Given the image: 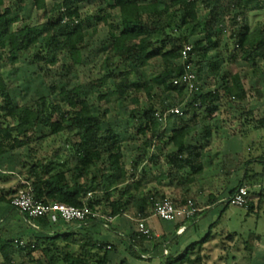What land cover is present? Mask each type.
I'll use <instances>...</instances> for the list:
<instances>
[{
	"label": "trees",
	"instance_id": "1",
	"mask_svg": "<svg viewBox=\"0 0 264 264\" xmlns=\"http://www.w3.org/2000/svg\"><path fill=\"white\" fill-rule=\"evenodd\" d=\"M14 1L24 5L27 0H0V39H7V45L0 46V157L33 144L40 151L48 149L42 154L32 150V162L22 173L23 180L17 188L0 187V204L12 205L21 193L30 192L37 202L44 204L88 207L105 219L130 215L137 222L147 221L154 216L155 203L167 199L166 191L148 190L153 183L163 186L160 175L177 184L173 193L178 207L187 206L189 201L196 204L194 198H188L192 195L191 187L204 179L213 151L215 128L211 123L221 111L219 102L226 96L243 103L249 95L243 77L238 73L228 75L220 58L212 59L210 54L222 46L225 38L237 39L233 60L249 63L255 70L264 63V19L253 24L258 17H264V8L250 6L262 0H54L53 4L50 0H34L45 22L11 30L10 17L14 12L8 2ZM84 4L102 9L94 33L104 26L112 35L111 41L104 44L103 62L110 72L90 86L91 93L104 89L106 94L100 96L101 101L116 106L120 101L130 102L136 107L131 116L137 119V133L149 136L146 149L157 145L158 153L161 146L167 148V171L130 175L122 137L112 128L102 130L108 122L107 114H94L89 91L83 85L54 87L57 98L48 95L27 103L14 101L3 69L18 70L26 53L39 47L34 62L41 71H54L56 75L71 73L83 65L81 44L87 36L82 14ZM200 11L207 16L201 18ZM189 46L194 47L198 79L207 80L213 74L211 83L218 87L208 93L194 94L185 106L184 115L169 116L163 127L157 116L154 91L162 87L167 93H176L180 104H185L187 90L176 86L174 81L186 74L181 59ZM64 58L69 62L64 63ZM142 96L147 101L145 108H141ZM259 97H264L261 91ZM162 108L163 113L169 110L164 105ZM248 122L246 118V127ZM262 128L264 120L253 127ZM194 134L199 135L200 144L187 143ZM156 152L148 158L145 154L137 158L134 168L143 163L161 166L162 159ZM254 160L264 163V157L251 162ZM228 162L231 170L246 168L243 181L231 192V198L240 187H246L250 195L257 175L250 174L251 166L246 160L235 162L229 157ZM100 164L103 168L99 170L96 166ZM12 179L16 177H0V184ZM248 209L254 210L250 200ZM37 224L40 229H33L37 233L34 239L22 248L27 252L28 264H111V254L117 253L113 245L90 234L84 235L82 229L53 232L49 229L53 223L47 218L38 219ZM211 234L185 251L166 257L164 247L153 234L146 236L138 231L126 236L128 254L139 262L152 263L154 257L148 256L145 248V243L152 241L153 249L158 251L155 259H161V264H210ZM236 238L232 234L227 239L236 243ZM257 239L251 234L244 242L241 264H253ZM19 242L0 238L4 264H17L14 256ZM222 244L221 249L230 253L227 243ZM223 260L228 263L230 256L222 257L218 263ZM121 264L131 262L124 259Z\"/></svg>",
	"mask_w": 264,
	"mask_h": 264
},
{
	"label": "rangeland",
	"instance_id": "2",
	"mask_svg": "<svg viewBox=\"0 0 264 264\" xmlns=\"http://www.w3.org/2000/svg\"><path fill=\"white\" fill-rule=\"evenodd\" d=\"M54 0H50L53 4ZM13 10V15L10 17L12 24L11 30H16L23 26L35 27L44 23L43 13L39 12L34 4V0H27L26 4L20 5L16 1L8 2ZM251 7L257 6L264 8V0L261 2H253ZM103 8H106L104 6ZM101 8L84 4L82 7V14L84 19V27L86 30V39L82 42L83 46V65L77 67L73 72H63L61 75L56 73L41 71L39 66L34 62V55L39 50V47L26 53L24 58L21 60L18 70H11L10 68L3 69L5 79L11 87V94L14 98L15 103H27L43 96L56 94L53 91L54 87L64 89L66 87H74L83 85L89 91L90 103L93 107V112L96 116L107 114L108 122L102 126V130L106 128H112L117 134L123 139V148L125 151L126 160L128 162V168L130 175L138 174L141 175L143 172H151L152 168L146 163L141 164L138 168H134L136 159L144 154L147 158L155 153L157 145L146 149L145 143L149 136L137 133L138 122L137 119L132 118L131 111L136 107L131 105L130 102H118V105L108 103L107 100L101 101L100 96L106 94L104 89H99L95 94L91 93L90 86L103 78L110 70L103 66L104 62V44L109 43L112 39V35L109 34L108 28L99 26L97 33H94V28L97 27L96 19L101 16ZM207 13L200 11V17L204 18ZM264 16V15H263ZM115 19H119L116 15ZM264 19V17H258L253 24L258 20ZM225 25L227 23L225 22ZM196 39V38H195ZM194 39V40H195ZM6 38L0 39V46L7 45ZM45 39H42V43ZM237 39L225 38L222 46L215 51H212L210 58H220L222 62L223 71L228 75L240 74L243 77L245 88L248 91V98L245 102L239 103L226 96H222L219 106L221 111L215 115L214 121L211 123L215 128V134L212 140L213 152H216L214 156H211L213 166L224 167L226 164V157L223 156L224 145L232 140L233 138H240L237 146L243 148L244 157L248 162V166H251L250 174L257 175V181L254 186L250 188L249 200L254 210L250 211L248 208L236 207L230 203V192L232 188H228L227 192L222 195L223 200L218 203L212 209H209L199 215L200 229L205 230L200 236L199 240L206 238L212 233V240L209 245V251L212 255V262H217L222 258L230 256L228 263L223 260L222 263L218 264H241L242 251L244 242L255 234L257 236L256 250L253 258V264H264V163L260 160L252 159L256 157H264V128L254 130L253 127L257 125L259 121L264 120V97H259V91L264 96V63L258 67L257 70L253 69L252 65L241 60H233L232 56L235 54ZM7 47V46H6ZM63 62H69L67 58L63 59ZM197 73L199 68H196ZM213 74H210L207 80L199 81V91L196 93L185 92V104H180V99L176 93H167L162 87H158L154 91L155 103L158 112L162 111V106L168 107L169 109L179 108L185 111V106L188 105L194 94H204L217 89L211 82ZM146 98L141 97V108L146 107ZM252 113L253 115H250ZM245 115V116H244ZM246 118L249 119L247 127L245 125ZM164 122L162 125L164 127ZM194 136V135H193ZM194 138V137H193ZM193 141V140H191ZM196 143V142H195ZM200 144V143H199ZM238 148V147H237ZM48 148H44L42 151L36 144H33L30 148L14 153H9L3 157H0V177L2 178H14L10 182L0 184L2 188H17L18 182L23 180L22 173L32 162L31 152L39 151L41 154ZM157 154L162 159L163 163L160 168L167 166L166 150L164 146L160 147ZM212 155V153H211ZM239 158L242 155L238 156ZM209 161V160H208ZM264 162V161H263ZM103 165L96 166L97 169H102ZM226 173V170H224ZM224 173V172H223ZM69 178L71 174L68 173ZM216 182L219 183V179ZM224 177L222 181L224 182ZM235 183V182H234ZM240 186L237 183V188ZM202 203L203 207H207L209 204L208 199ZM7 206H12L8 205ZM20 216V214H19ZM12 223L6 224L2 227L0 232V238L4 241L9 240H20L16 247V254L14 261L17 264H28L27 252L23 250V246L34 239L37 234L24 220L20 217L17 218L15 214L12 215ZM126 222V218H124ZM59 225H65L63 221L58 222ZM139 228V222H135ZM43 228V226H41ZM106 229V228H105ZM91 230L87 228L83 234H91ZM61 232V231H59ZM235 234L237 236L236 243H229L227 239L230 235ZM197 241V242H198ZM24 245H20V243ZM227 243V246L231 248L230 253H227L219 245ZM170 250L169 255L166 257L174 256ZM176 254V252H175ZM126 258V254L123 252L122 255L114 256L112 264H121ZM236 258V259H235ZM4 257L0 254V264H4ZM214 262V263H215ZM220 262V261H219ZM142 263V262H141Z\"/></svg>",
	"mask_w": 264,
	"mask_h": 264
},
{
	"label": "crops",
	"instance_id": "3",
	"mask_svg": "<svg viewBox=\"0 0 264 264\" xmlns=\"http://www.w3.org/2000/svg\"><path fill=\"white\" fill-rule=\"evenodd\" d=\"M194 137V138H193ZM193 140V141H191ZM241 139L239 138H233L232 140H229L226 145H224V151L222 152L223 156L226 157V164H224V167H216L213 166L211 156H214L216 152H213L216 149L212 151V155L209 154V161L207 169L204 173V179L201 182L196 183L191 187V197L189 196V200H194L196 202L195 206L200 210L198 213L199 215L203 212L212 209L215 207L218 203H220L223 200L222 195L226 193L228 188H232V191L235 189V186H237V183H241L243 181L246 168L243 166L238 171L231 170L230 163L228 162V158L232 157L235 162H242L246 160L244 157L243 148L239 145L237 142ZM196 142V143H195ZM242 141H240L241 143ZM188 144L197 145L201 143L200 137L198 134H194L191 137L187 139ZM238 147V148H237ZM242 155L241 158L238 156ZM163 163V161H162ZM146 164V163H145ZM162 166V164H161ZM159 167H151L152 171H167L169 165L165 168ZM226 170V173L225 171ZM233 172L232 176H230V171ZM224 172V173H223ZM149 173V172H148ZM222 178L219 179V183L216 182L218 178L221 176ZM226 178L224 182L222 181L223 178ZM160 180L163 183V186H160L159 184L153 183L149 185L148 190H154V191H166L167 193V199L169 200H175V196L173 191L176 190L178 187L176 183H172L168 181V179L160 175ZM235 182V183H234ZM231 191V192H232ZM230 192V197H231ZM194 198V199H193ZM208 199L209 204L207 207H203L202 203H205L204 201ZM231 199V198H230ZM185 207V206H184ZM15 214L18 217L19 213L12 207L7 206L6 204H0V224L2 223L4 225H8L12 223V215ZM199 215L193 219V221H177V222H171V223H163L154 216L146 221V225L148 229L151 231V234H153V237L159 240V242L162 244L164 249L169 248L171 249L172 253L174 250V254L176 255L178 253H181L185 251L190 245L197 242L199 240V236L205 232V230L200 229V220L198 219ZM124 218H126V222L124 221ZM25 222V221H24ZM136 222V221H135ZM53 223V222H52ZM134 219L130 215H125L124 217H119L116 219H111V221L108 223L109 228L105 229L102 224L99 223H91L89 226V229L91 230L92 236H94L98 241L108 243L110 246L113 245L117 249V253L113 252L111 254V264L113 261V257L122 255L123 252L126 254L127 260L131 262V264H161V259H155V254H157V250L153 249V243L152 241H147L145 243V248L149 251L147 253L148 256L153 258L152 263H146V262H139L136 259H133L129 256V243L126 240V236H130L131 234L137 233L139 231L138 225L133 224ZM2 227L0 226V232ZM70 226L66 223L64 226L59 225V223H53L49 226V229L51 231H63ZM181 230H184L183 233L179 232ZM161 249V248H159ZM158 249V250H159ZM176 252V254H175ZM166 256V255H165Z\"/></svg>",
	"mask_w": 264,
	"mask_h": 264
},
{
	"label": "built area",
	"instance_id": "4",
	"mask_svg": "<svg viewBox=\"0 0 264 264\" xmlns=\"http://www.w3.org/2000/svg\"><path fill=\"white\" fill-rule=\"evenodd\" d=\"M193 51V46H189L184 50L181 64L185 66L186 74L174 81L176 86L184 87L190 93L199 91V79ZM171 115L182 117L184 111L176 108L169 109L165 113L160 111L157 114L160 122H164ZM248 196V189L246 187H240L230 199V203L236 207L248 208ZM12 207L20 214L25 223L34 230L40 229L37 220L42 218H47L53 223L63 221L70 224L69 231L78 229L85 231L89 228L90 224L94 222L102 224L104 228L108 229V223L111 221V219H105L101 215L94 214L88 207L77 208L60 203L44 204L37 202L30 192L21 193V195L13 201ZM199 212L200 210L192 201H189L188 205L185 207H178L173 200L169 199L158 201L154 205V217L163 223L193 220ZM104 220L106 221L103 222ZM139 232L146 236L150 235L151 231L148 229L146 221L139 222ZM179 232L183 233L184 230ZM20 245L22 246L24 243L22 242ZM169 253V248H166L165 255H169ZM145 258L149 257L146 256Z\"/></svg>",
	"mask_w": 264,
	"mask_h": 264
}]
</instances>
